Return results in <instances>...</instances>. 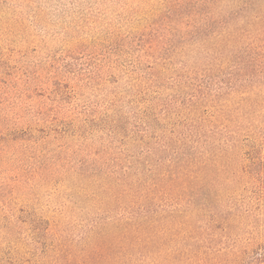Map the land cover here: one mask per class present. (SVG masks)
Listing matches in <instances>:
<instances>
[{
    "label": "trees",
    "instance_id": "trees-1",
    "mask_svg": "<svg viewBox=\"0 0 264 264\" xmlns=\"http://www.w3.org/2000/svg\"><path fill=\"white\" fill-rule=\"evenodd\" d=\"M81 1L56 0L63 12ZM86 5L91 18L115 16L56 39L67 60L49 62L38 87L61 119L0 110V161L29 157L34 188L56 199L53 217L0 201V264H15L9 245L24 228L36 244L52 234L53 264H264V0ZM24 9L44 20L41 3L0 0L11 14L0 33H25ZM80 76L109 84L99 109L77 103ZM250 189L246 224L232 206ZM79 215L98 220L67 242L61 229Z\"/></svg>",
    "mask_w": 264,
    "mask_h": 264
},
{
    "label": "rangeland",
    "instance_id": "rangeland-1",
    "mask_svg": "<svg viewBox=\"0 0 264 264\" xmlns=\"http://www.w3.org/2000/svg\"><path fill=\"white\" fill-rule=\"evenodd\" d=\"M88 1H81L85 4L81 10H75L68 6L67 11L63 12L64 6L57 4L56 0H34L35 3H41L45 16L43 17L44 20L40 18L36 19L34 12L31 13L30 10L27 11V9H24V11H21L23 15L19 20L22 22L20 24L23 25L22 30L26 29V32L23 34L20 32L19 34H14V36H4L0 33V45L4 54L3 58H0V110H3L6 114L11 113L12 116L15 113L14 117L32 114L37 115L38 112H45L49 118V116L54 117V114L58 113V105L54 99L52 97H49L51 100L47 99L48 95L40 97L45 93L38 87L40 85V75L44 73L43 70L45 71L46 79H49L50 71H54L48 66L49 62L62 58L67 60V57L63 53V44L56 39L61 37L62 33L70 25L78 23L81 19L82 21L84 20L82 24L85 26L84 33H86L93 27H96V30L98 29L99 23H97V19H108L115 16L110 13L108 17H104L98 15V10L94 9V17L91 18L89 12L87 13L86 11L89 7V5H86ZM64 4L66 6L68 5L66 3ZM8 13L0 11V21L7 22L1 20V17L6 16L5 14L11 15ZM99 14H102V12ZM12 22H15V20L10 23ZM99 22L101 23V20ZM28 36L31 37L29 40H27ZM78 58L80 59V57ZM81 61L84 63L87 60L83 57L79 60V63ZM84 68L87 69L90 67L84 64ZM52 73H54L52 75H55V72ZM87 74L84 73L83 75L85 76ZM84 76H80V79L84 83L78 82V80L76 82L78 86H83L82 92H79L80 96L77 103L81 107L87 105L93 109H99L104 103V96L108 93L110 86L106 83L103 88L98 87L97 81H90ZM89 84L90 86H85ZM25 89H28V91L25 95H22ZM17 99L22 101L17 104ZM63 108H65L63 110L65 111L68 105H63ZM58 117L61 119L60 115ZM39 136L37 135L35 137L39 138ZM19 157L22 160L9 156V165L0 161L1 203H8L13 200L18 203L17 209L32 211V208H34L40 211L44 217H53L52 215L54 214L52 212L55 210L54 202H56V199L53 197L52 192L46 189L45 186L38 189L34 188V181L31 179V163L27 160L29 157ZM251 192V189L250 192H243V197L237 199L232 206L236 209L237 214L243 216L241 221L246 224H250L255 220L256 202ZM49 195H52V199ZM0 208L3 209L4 205H0ZM248 210L251 211L249 215ZM101 217L99 218L102 222L103 229L106 216L102 215ZM92 219L95 220L96 217L79 215L78 217L70 218L67 221L68 223L61 229L63 239L67 242H74L71 240L77 241L80 237H85L91 229L89 224ZM243 223V231L246 228L250 229ZM31 234L25 228L21 230V234H15L12 238L13 243L9 246L11 249H16V252L10 256V261L15 264H53L52 262L55 260L56 255H54L53 247L55 244L53 243L52 234H48L45 238L40 239V243L38 244L31 239Z\"/></svg>",
    "mask_w": 264,
    "mask_h": 264
}]
</instances>
